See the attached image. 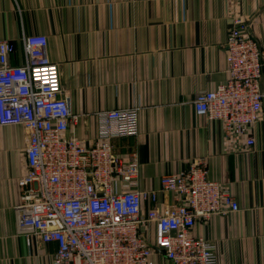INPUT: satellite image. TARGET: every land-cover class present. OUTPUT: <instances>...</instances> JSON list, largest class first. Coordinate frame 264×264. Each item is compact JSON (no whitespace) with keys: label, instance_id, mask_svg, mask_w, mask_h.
I'll return each mask as SVG.
<instances>
[{"label":"crops","instance_id":"1","mask_svg":"<svg viewBox=\"0 0 264 264\" xmlns=\"http://www.w3.org/2000/svg\"><path fill=\"white\" fill-rule=\"evenodd\" d=\"M233 17L264 48V0H0V40L20 65L23 37H47L48 59L80 115L68 137L91 145L97 113L140 107V135L112 143L120 155L138 153L143 190L206 158L210 179L230 189L241 211L200 220L195 233L216 245L218 264H264V103L255 145L240 154L226 147L221 125L197 118L193 107L199 94L225 83ZM27 138L21 127L0 128V264H50L57 250L29 246L17 232L16 179L27 170ZM173 202L160 195L162 206ZM155 262L172 264L162 255Z\"/></svg>","mask_w":264,"mask_h":264},{"label":"built area","instance_id":"2","mask_svg":"<svg viewBox=\"0 0 264 264\" xmlns=\"http://www.w3.org/2000/svg\"><path fill=\"white\" fill-rule=\"evenodd\" d=\"M22 43L24 62L13 65L10 42L0 40V128L21 127L28 137L27 170L16 179L18 234L29 246L56 245L50 264H156V255L172 264H218L216 245L195 233L197 223L241 207L210 179L207 159L143 190L138 153L120 155L112 143L140 135V107L97 113L91 145L68 137L80 115L48 59V39L29 35ZM225 53V83L199 94L193 107L197 118L219 123L226 147L240 154L255 145L263 116L264 48L233 17ZM161 194L173 204L162 206Z\"/></svg>","mask_w":264,"mask_h":264}]
</instances>
